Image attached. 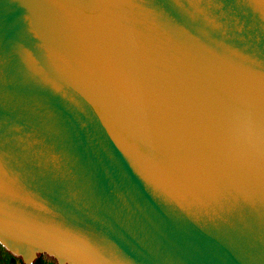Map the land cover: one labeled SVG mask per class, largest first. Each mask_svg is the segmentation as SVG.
Masks as SVG:
<instances>
[{"label": "water", "instance_id": "obj_1", "mask_svg": "<svg viewBox=\"0 0 264 264\" xmlns=\"http://www.w3.org/2000/svg\"><path fill=\"white\" fill-rule=\"evenodd\" d=\"M0 247L264 264V0H0Z\"/></svg>", "mask_w": 264, "mask_h": 264}, {"label": "rangeland", "instance_id": "obj_2", "mask_svg": "<svg viewBox=\"0 0 264 264\" xmlns=\"http://www.w3.org/2000/svg\"><path fill=\"white\" fill-rule=\"evenodd\" d=\"M7 257H12V256L8 252H6L2 247H0V260L5 261ZM39 257L47 263L57 264V262L53 258H50L48 256L38 255L36 258ZM15 260L17 261V263L25 264L23 260L19 257H16Z\"/></svg>", "mask_w": 264, "mask_h": 264}, {"label": "trees", "instance_id": "obj_3", "mask_svg": "<svg viewBox=\"0 0 264 264\" xmlns=\"http://www.w3.org/2000/svg\"><path fill=\"white\" fill-rule=\"evenodd\" d=\"M0 264H21L17 263L15 258L13 257H7L5 261L0 260ZM35 264H46L44 260H42L40 257L35 260Z\"/></svg>", "mask_w": 264, "mask_h": 264}, {"label": "flooded vegetation", "instance_id": "obj_4", "mask_svg": "<svg viewBox=\"0 0 264 264\" xmlns=\"http://www.w3.org/2000/svg\"><path fill=\"white\" fill-rule=\"evenodd\" d=\"M46 264H50V263H47V262H45ZM33 264H35V262L33 263Z\"/></svg>", "mask_w": 264, "mask_h": 264}]
</instances>
